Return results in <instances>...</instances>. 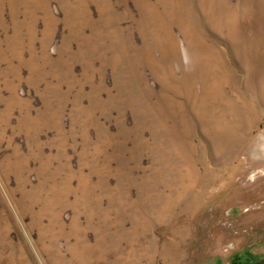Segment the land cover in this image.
<instances>
[{"label":"rangeland","instance_id":"obj_1","mask_svg":"<svg viewBox=\"0 0 264 264\" xmlns=\"http://www.w3.org/2000/svg\"><path fill=\"white\" fill-rule=\"evenodd\" d=\"M0 264H264V0H0Z\"/></svg>","mask_w":264,"mask_h":264},{"label":"bare ground","instance_id":"obj_2","mask_svg":"<svg viewBox=\"0 0 264 264\" xmlns=\"http://www.w3.org/2000/svg\"><path fill=\"white\" fill-rule=\"evenodd\" d=\"M180 3V2H179ZM229 25V24H228ZM185 29V28H184ZM236 35V34H235ZM192 36V35H191ZM228 37V36H227ZM240 37V36H239ZM195 40V39H194ZM204 40V39H203ZM171 41V40H170ZM196 41V40H195ZM168 43V42H167ZM154 52V51H153ZM219 55V54H218ZM175 56V55H174ZM154 60V59H153ZM201 61V60H200ZM163 62V61H162ZM170 62V61H169ZM203 62V61H202ZM210 65V64H209ZM224 67V66H223ZM205 68V67H204ZM208 68V67H207ZM186 69V68H185ZM202 69V68H201ZM210 70V69H209ZM173 74V73H172ZM184 77V76H183ZM194 79V78H193ZM184 83V82H183ZM189 84V83H188ZM173 85V84H172ZM220 85V84H219ZM187 86V85H186ZM208 86V85H207ZM194 87V86H193ZM174 88V87H173ZM184 89V88H182ZM177 90V89H176ZM221 92V91H220ZM213 96V95H212ZM215 101V100H214ZM175 102V101H174ZM184 103V102H183ZM202 104V103H201ZM180 106V105H179ZM184 106V105H183ZM219 110V109H218ZM226 111V110H225ZM183 112V111H182ZM207 112V111H206ZM214 112V111H213ZM185 114V113H184ZM215 115V114H214ZM203 118V117H202ZM181 121V120H180ZM164 125V124H163ZM188 125V124H187ZM218 125V124H217ZM192 129V128H191ZM166 130V129H165ZM189 132V131H188ZM178 133V132H177ZM177 137V136H176ZM174 138V137H173ZM172 138V139H173ZM178 149V148H177ZM177 151V150H176ZM193 174V173H192ZM196 174V173H195ZM188 192V191H187ZM177 198V197H176Z\"/></svg>","mask_w":264,"mask_h":264}]
</instances>
